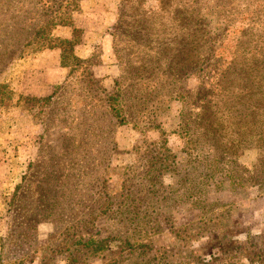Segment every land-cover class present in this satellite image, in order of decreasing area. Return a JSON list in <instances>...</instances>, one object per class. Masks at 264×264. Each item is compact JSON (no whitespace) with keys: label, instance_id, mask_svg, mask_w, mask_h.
I'll use <instances>...</instances> for the list:
<instances>
[{"label":"rangeland","instance_id":"obj_1","mask_svg":"<svg viewBox=\"0 0 264 264\" xmlns=\"http://www.w3.org/2000/svg\"><path fill=\"white\" fill-rule=\"evenodd\" d=\"M15 1L28 9V0H0L7 28L1 9ZM102 3L71 14L81 30L74 53L89 57L94 83L78 67L67 73L58 51L41 43L9 62L0 47V264H192L194 256L259 264L264 181L238 187L227 179L240 168L252 178L264 165L257 160L264 131L243 130L264 122L256 93L264 83V0H163L145 17L143 34L123 32L136 18L129 3ZM109 5L113 20L104 24ZM52 34L66 37L71 28L57 25ZM159 45L185 55L184 71L169 64L134 73L135 59L157 61ZM118 91L120 124L103 107L104 94ZM168 152L215 165L181 162L174 176L149 181L145 162ZM128 199H166L157 230L139 237L127 229ZM83 236L105 237L103 250L83 248ZM147 242L151 250L142 254Z\"/></svg>","mask_w":264,"mask_h":264},{"label":"trees","instance_id":"obj_2","mask_svg":"<svg viewBox=\"0 0 264 264\" xmlns=\"http://www.w3.org/2000/svg\"><path fill=\"white\" fill-rule=\"evenodd\" d=\"M126 3L131 6L132 8V14L134 13L136 18L133 20V23H131L129 26H123V32L125 33V29L129 30L130 33H136L143 34V31L146 27L145 24V17H147L151 11L154 14V11H159L161 8V3L163 0H158V5L156 4L154 8L148 5V0H125ZM170 1V0H169ZM80 0H28L27 3L28 9H24L21 4L18 6L17 1H15V4L7 3L4 7L1 9L2 12H9L10 16H8V13L2 14L1 17L5 20L10 19V24H0V47H2V57L7 58L8 62L15 58L16 56L20 55L21 50L24 47L34 45L36 43H41V46L47 50H57L58 51V64L61 67H64L68 69V72H70V69L72 67L80 68V70L85 72L86 77H84V82L86 84H91L96 82L94 76L90 74V65L88 64L89 57H79L74 53V46L77 45L80 42V36H81V30L77 27L73 26L71 14L73 12H79L80 11ZM7 6H10V9H6ZM27 6V5H24ZM124 13L122 12V6H120L117 14L116 19L114 22L119 23L118 20L121 21V16ZM127 16V15H126ZM67 26L71 28V34L69 37H60L52 34V30L54 26ZM4 41H8L9 43L2 44ZM160 50L154 53L156 56L157 53V61H155L154 64H149V60L145 59H135L137 62L136 68L134 69V73L137 72V70L141 69V74L145 73L146 71L153 69H160L165 65H171L176 71L182 70L184 71L185 65H184V57L185 55L183 53L178 54V52H175V54H165L162 52L160 45L158 46ZM7 64V63H6ZM128 67L122 66V69L119 71L120 74L125 73ZM186 70V69H185ZM140 74V75H141ZM186 74V71L184 72ZM259 87V90L256 91L259 99L264 98V83L257 85ZM103 92H105L104 89H101ZM122 93L118 91V93L115 94H104L103 99V107L108 112V114L112 115L114 119H116L117 123L120 124L124 121L123 117L119 113V109L116 107V105H120L119 97L121 99ZM50 97V96H49ZM264 100V99H263ZM260 102V101H259ZM261 105L264 106V102L261 101ZM251 126V127H249ZM251 128V129H250ZM251 130L254 131L255 129L264 131V122L257 123L256 121H253L251 125H248L244 123L243 130ZM184 136L186 138H189V143L192 144L191 137L188 136V133L185 132ZM247 134H242L240 137V140L243 142H246ZM249 136H252L249 135ZM264 136V134H263ZM195 139H198L195 137ZM199 140V139H198ZM198 140L194 141L192 149L195 148V145L198 143ZM258 155L257 160L259 162H262L261 159L264 160V137L260 139L258 142ZM236 144L233 146L235 149ZM190 154V153H188ZM186 152L183 153L182 160H180L182 163L188 164V165H196V164H210L211 161H208L207 157L201 156V158H198L194 156L193 158L190 157ZM176 157V154L173 153H164L162 155L158 156H150L147 159V162H145V169L148 174L149 181H153L155 178L162 177L163 174L169 173L170 176H174V173L177 172L176 166L179 165V160ZM211 165L214 166V162H211ZM238 174H232L228 175V182L232 185H237L238 187H244L245 185L252 184V180H261L264 181V165L261 163L258 167L256 165L253 168V175L252 178L249 176L242 175L241 168ZM189 178V177H187ZM186 178V179H187ZM220 186V185H219ZM17 187V186H16ZM15 187V188H16ZM161 200L166 199H128V203L124 202L123 207H125V210L127 211L128 215H124L121 217H124L123 222L127 226V229L133 232V234H138L139 237H143L144 235H147L148 232L158 229L157 219L159 218L158 205L161 203ZM172 203V202H171ZM195 203V201L193 202ZM212 220L210 217L206 218L205 221L201 222V225L199 227H206L209 223H211ZM99 230V229H98ZM98 230L96 231L97 234L99 233ZM231 232V231H229ZM176 234V232H175ZM186 234V230H185ZM188 235V234H186ZM176 236V235H175ZM83 241H81V245L85 249H91L92 252L99 253L103 250V243L105 242V237L103 238H97V240H93L90 237L83 236ZM130 245V244H129ZM139 250L142 254H148L150 252L151 247L149 246V243H143ZM129 254L132 253L133 249L129 250ZM212 254V253H211ZM212 257H216V255L212 254ZM161 258H164V256H160ZM189 257V256H188ZM190 258L192 261V264H205V261H200V259ZM259 264H264V258L260 257L258 255ZM157 259V255H154V260ZM156 262V261H155ZM201 262V263H200ZM70 264V263H68Z\"/></svg>","mask_w":264,"mask_h":264},{"label":"crops","instance_id":"obj_3","mask_svg":"<svg viewBox=\"0 0 264 264\" xmlns=\"http://www.w3.org/2000/svg\"><path fill=\"white\" fill-rule=\"evenodd\" d=\"M81 1H82V3L80 5V10H83L84 8H87L90 3H95V2L97 3L96 4L97 6L103 7L102 6L103 5L102 0H81ZM106 6L107 5L105 4V7ZM105 7L102 10V12L104 13L103 16H104V19H105V23L104 24L109 23V22H111L113 20V17H112V15H113L112 11L113 10H110V9H112V6L109 5L108 9H106ZM69 36L66 35V37H69Z\"/></svg>","mask_w":264,"mask_h":264}]
</instances>
